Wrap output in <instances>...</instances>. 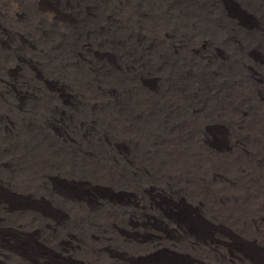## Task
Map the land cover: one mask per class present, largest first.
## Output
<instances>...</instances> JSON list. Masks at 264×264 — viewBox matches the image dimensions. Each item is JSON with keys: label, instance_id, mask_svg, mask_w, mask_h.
<instances>
[{"label": "bare ground", "instance_id": "6f19581e", "mask_svg": "<svg viewBox=\"0 0 264 264\" xmlns=\"http://www.w3.org/2000/svg\"><path fill=\"white\" fill-rule=\"evenodd\" d=\"M162 2L170 16L176 15L174 16L176 19L173 21V23H176L173 24V27L169 29V27L166 28L161 26L158 27V29H154L146 36L147 40L142 45L137 44L138 40L142 38V35L138 32H133L130 29L125 37L129 39L130 42L132 41V44H137L138 58H140V55H144L143 62H155L152 66L154 73L150 74V77L155 79V72L157 71L156 74L160 78H166L165 80H168L169 75H171V77L173 76L171 78L172 80L182 81L185 79L188 85L191 83V85L194 86L198 94H195L196 92L193 90L195 95L193 94L194 97L192 101L185 100L183 96L185 92L181 93L180 91L182 89L180 90V87L176 86L180 84L177 83L173 85L170 82L169 85L172 86H170L171 88L169 87L170 89L167 88L170 93L164 95L165 93L158 92L152 85L147 84L148 78L145 81H140L138 77V81H131V76H122L121 71L119 72V74H121L120 76L108 78V82H111V85L100 88L99 85L101 84V80L95 79L97 77L96 74V77L94 76L95 78H92L91 83L87 81L88 69L86 70L81 66H85L84 63H89V61L82 56L80 48L79 50L70 51V55H68L66 60L71 66L78 65L75 69H80L81 75L86 78V80L82 79L84 84L83 87L85 88V85L90 87L86 88L89 94L96 91L100 97L104 98L103 101L112 102L114 99L112 93L115 86L118 85L120 89L125 92L124 97L126 101L131 107L134 106V110L141 122L138 126H134L136 125L134 124V127L132 126L133 128L130 127L129 123H126L127 121L123 122V132H128L125 136L128 135L127 139L129 138V141L133 140L132 144L137 142L139 138H142V141L148 140L149 143L147 147L149 150L145 151L143 149L145 151L144 153L141 151L142 149L140 150L138 147L140 151H136L139 156L136 164H133L129 158L123 157L124 162L120 165L111 156L97 157L94 154L97 149L93 150L87 148V146L80 148L76 140H71L67 134L64 136L60 135L61 137H59L58 134H60V131L58 133L56 130H53L55 138L57 137L53 145L50 144V142L43 146H41L40 142L39 144L31 145L30 151L32 153L29 151L30 154H28L27 159L25 161L21 159L23 162L20 161V163H17L14 161L12 164L16 163V165H14L15 170H12L17 173L21 172L23 175L22 177H24L25 174H27L26 177L30 176L32 179L36 177V179H38L36 183L41 191H39V193L36 191L38 194H31L30 188L32 187H25L21 183L19 187L15 188L12 186L14 184L11 183L13 180L10 176L6 178L0 176V264H73L76 262L81 264H132L129 260L130 255H150L165 247H169L186 256L189 259V263L184 264H264V172L262 173V171H264V91L262 89V85L264 86V0H240L244 8H247L250 14H253H251L252 17H255L257 22L255 21L253 23L245 21L239 14H234L231 10L227 9L225 7L226 5L221 6L220 4L219 6L217 1L213 0H190L189 2L162 0ZM48 5H45L44 9L49 13L51 20L59 19L64 24L66 22L68 24H66L68 34H73L77 25L73 23L69 25L67 17L65 18L66 15L62 16L63 11H59L57 5ZM85 10H87V8ZM20 11L21 10L18 12ZM90 13H92V11ZM118 13H120V11ZM150 13L153 12L149 11V14ZM128 16L129 15H127V17ZM47 17L45 16V18ZM85 22H87V20H85ZM91 23L94 22H90V24ZM165 23L167 24V22ZM116 24L117 23H115V26ZM47 27L49 29V26ZM18 30L17 33H19ZM43 30L45 29L43 28ZM136 30L138 31L139 29L136 28L135 31ZM29 31L30 30H28V32ZM101 31L103 32L104 30ZM9 32H11V30ZM59 33L61 32L59 31ZM86 33H88V31ZM63 34L64 33H61L60 35ZM24 35L26 34L24 33ZM71 36L69 37L71 38ZM126 39L124 40L126 41ZM66 40L68 39L66 38ZM20 42L17 43L19 44ZM34 43L36 44L35 41ZM93 43L91 42V45L95 44ZM38 45H40V41ZM53 46L55 47V45ZM46 49H44V52ZM12 50L13 49L10 50L11 53ZM83 50L84 52L89 51L88 55L94 57V59L100 56V54L92 50V48L90 49L91 51L85 50L84 48ZM105 52L106 51H104V53ZM123 54L124 56L126 55L124 52ZM42 57H44V55ZM28 58H30V56ZM173 58L184 64L185 68L182 67L184 69L183 71L180 72L179 70L176 72V69L174 70L168 67V65L174 66L170 61V64L167 63L168 59L173 60ZM6 60L9 61L7 58ZM56 60L58 64L59 60ZM56 60L54 63H56ZM129 62L127 63L129 64ZM109 63H107V65L104 64L108 67ZM57 64L56 66L59 65ZM79 64H81V66ZM142 66L141 62L134 63L132 71L137 70L138 72L139 70H146V66ZM90 69L92 70V68ZM132 71H130V74ZM112 72L115 71L112 70ZM180 75L183 77L181 80H179ZM108 76L105 77L107 78ZM154 79H150V81ZM50 80L53 79L51 78ZM21 81L23 82V80ZM55 83L56 82H51L50 84L44 83V86L49 96L57 98L60 96L59 91H57L58 89H53L54 86L51 85ZM56 84H58V82ZM165 84L163 86H165ZM58 85L61 86V84ZM64 85L66 84L64 83ZM191 89L188 93H191ZM6 90V88L4 90L2 89V91L5 92ZM9 91L11 92V89ZM177 92L183 95L174 94ZM80 94H82V91ZM84 94H86V91H84ZM21 95L22 94L15 92L14 97L10 99L11 101L13 100V107L22 112L24 108L22 99H20ZM64 95L62 96L61 94L60 99H56L57 104L51 106L54 109L45 108L44 110L50 113L60 105L61 111L57 112L58 122L59 118L65 115L62 108L66 110L72 109V112L75 114L77 110L76 104L72 101H68ZM91 95L89 96L91 97ZM6 98H8V96ZM100 99L98 100L100 101ZM44 100L45 97L43 98V102ZM159 101L161 106L157 103ZM92 109L94 110V108ZM99 109L100 107L98 110ZM152 109L157 110L155 111L157 112V116L154 117L152 115ZM17 113L15 114L17 115ZM70 115L72 116V114ZM80 116H82V114H80ZM77 120H80V118ZM65 121H67V119ZM106 121H108V119ZM8 123L10 122L8 121ZM67 123L69 124V122ZM73 123H77L78 126L76 127V138L82 139L83 134L80 131L82 122L76 121V123ZM217 128L225 130L228 133V137L231 139L234 138V142L236 143L234 145L239 150L236 149L235 151V149L233 150L229 147H218L214 145L210 135H212L211 131ZM182 130H184V132H182ZM47 134H45L46 137ZM5 135L7 134L5 133ZM192 143L196 149L192 151L194 153H192L189 148V145ZM245 144L250 146L251 152L254 153L255 156L258 155L257 159H252V157H254L252 153L251 155H244L246 154V151L243 149ZM177 145L179 146L177 147ZM134 149L137 148L135 147ZM1 151H3V149H0V155ZM134 151L135 150H133V152ZM136 155L137 154H135V156ZM54 157L58 158H55V160L53 159ZM1 165L2 163H0V166ZM146 168H148V172ZM207 172V178L204 180L203 176L205 177V173ZM229 173L236 175L238 181H233L228 178L227 174ZM258 176L261 177L262 181H258ZM74 178H76V180ZM64 179H67V182L70 181L83 184L85 187L96 191L97 195H95L94 198L85 197L86 195L84 196L85 198L79 197L75 195L77 192L74 194L59 184V182H64ZM88 180L93 183L88 182ZM97 183L101 185H97ZM152 187L155 190L152 189ZM114 189L123 195L121 196L122 199L114 198V196L112 197L110 194H103L105 190ZM14 190L18 192L15 194ZM149 190L156 191V194L166 197V202L162 204L155 201L153 197L149 195L151 193ZM119 195L120 194H118V196ZM171 197L175 198L177 202H175V200L172 202ZM16 199L22 203L16 204ZM186 202L192 203V206L189 207L192 209L193 214H195L192 217L193 221L196 222L197 220L195 217L202 218L204 214L206 218L211 220L209 224L211 223L213 226L215 234H200L201 232L199 233L197 230L192 229V227L185 222V219L171 211L172 203L179 205L178 209L181 207L183 209L188 206ZM65 203L75 214V216H72V219L70 218L71 220L69 222L65 219V214L62 211V204ZM150 218L154 222L161 223L162 221V223H167L169 228L164 231L162 228L150 225L151 227L148 228L153 231L152 235H149L147 238H137V235L134 234V230L136 229L137 231V227L141 229L146 228V226L151 224V222L148 225L145 224ZM138 220L139 223H137ZM202 221H204V219ZM236 236L244 237L245 242L252 245L253 247L251 248L254 249L245 250L238 247V244L233 242ZM44 243L50 246L46 248L43 245ZM51 247H53V249H51ZM115 248L120 250L117 251ZM177 259L178 258H176V260ZM165 260L151 261L149 259V261H151L149 264H176Z\"/></svg>", "mask_w": 264, "mask_h": 264}, {"label": "rangeland", "instance_id": "374dc122", "mask_svg": "<svg viewBox=\"0 0 264 264\" xmlns=\"http://www.w3.org/2000/svg\"><path fill=\"white\" fill-rule=\"evenodd\" d=\"M79 1V2H77ZM81 1V2H80ZM94 1V2H93ZM0 0V149H3V151H1V155H0V163H2V165L0 166V176L3 178L9 177L13 180L11 183L14 184L12 186L19 187V185L22 183L25 187H32L30 188V192L31 194H35L36 191L39 193V191H41L39 188V186L37 185L36 182H38V179H32V177L28 176L26 177L27 174L24 175V177H22V173L19 172H14L15 170V164H12L14 161L17 163H20L21 159H23V161H25L27 159L28 154H30V149H31V145L34 144H39V142L41 143V146H43L44 144L47 145V143L50 142V144H54V142L56 141L57 137L55 138V133L53 132V130H56L58 133L60 131V134H58L59 137L64 136V135H68V137H70L71 140H76L77 145L82 148L83 146H87V148L90 149H97L96 152H94V154L97 157H106V156H111L114 160H116V162L120 165H122V163L124 162V158H129L130 161H132L133 164H136L137 160H138V153L136 151H143L145 153V151L149 150L148 149V140H144L142 138H137V142H134V144H132V141H129L127 139L128 135L125 136V134H128V132H123V122L127 121L126 123L130 124V127L133 128L134 126H138L140 124V119L138 118L135 110H134V106L131 107V105L126 101L125 99V92H123L122 89H120V87L117 85L115 87L117 88H113V96L114 99L112 100V102H105L103 101L104 98L100 97L96 91H94L93 95L89 94L88 91L86 90V88H90L88 85H85L86 87H83V80H86V78H84L81 73H80V69H75L76 67H78V65H70L68 64L66 58L68 57V55H70V51H74V50H79L80 48V53L82 54L83 57H85V59H88L89 63H84L85 66H81V64H79L81 67L85 68L87 70V81L89 83L92 82V78H95L96 75L97 77L95 79H98L101 84L99 85L100 88L106 87L111 85V82H108V78L114 77V76H120L122 74V76H131V81L132 80H136L138 81V77L140 79V81H145L148 78V85H152L155 89L158 90V92H162L165 93L164 95H168L170 92L168 91L167 88H169L172 85H169V83L171 82L173 85L179 83L180 85H176L177 87H180L179 89L181 90L180 92H185L184 95L180 94L179 92L174 93V94H179V95H183L185 97V100L188 101H192L193 97L195 94H198L197 91H195L194 86L191 85V83H189V85L187 84L188 82L184 80L182 81H177V80H172L171 75H169L168 80H165L163 77L160 78L156 72H155V79L150 77V74H153L154 71L152 70V66L154 65L155 62L152 63V61L147 62H143V57H145L144 55H139L138 53V48L136 47L137 44H143L147 39L146 36L149 35L150 32H152L154 29H158V27H166L169 29L171 27H173V24L176 23L173 21L176 19L174 16H176L175 14L172 16H170L167 12V10L164 8V4L162 2V0ZM105 1V2H104ZM109 1V3H108ZM179 1H184V2H189L190 0H179ZM191 1H195V0H191ZM197 1H201V0H197ZM213 1H217L218 5L221 6L222 5H226L225 7L229 10H231L234 14H239L245 21H249L251 23L255 22V17H252V15L250 14L249 10H247V8H244L243 4L240 2V0H213ZM229 1V2H228ZM36 2V3H35ZM50 2V3H49ZM66 2V3H65ZM77 2V3H75ZM85 2V3H84ZM90 2V3H89ZM111 2V3H110ZM142 2V3H141ZM147 2V4H146ZM235 2V3H234ZM240 2V3H239ZM49 3V5H48ZM56 3V4H55ZM63 3V4H62ZM81 3V4H80ZM93 3V4H92ZM108 3V4H106ZM114 3V4H112ZM141 3V4H140ZM145 3V5H144ZM225 3V4H224ZM11 4V5H10ZM17 4V5H16ZM38 4V5H37ZM101 4V5H100ZM121 4V5H120ZM143 4V5H142ZM149 4V5H148ZM235 4V5H234ZM48 5V6H56L57 5V9L59 11H63L62 12V16H65V18L67 17L68 21H69V25L70 23L72 24H76L77 27L75 28V31L73 34H68V31L66 30L67 26H66V22L65 24L62 23L59 19H55V20H51L49 13L44 9V6ZM75 5V6H74ZM83 5V6H82ZM148 5V6H147ZM151 5V7H150ZM12 6V8H11ZM63 6V7H62ZM100 6V7H99ZM137 6V7H136ZM147 6V7H145ZM235 6V7H234ZM241 6V7H240ZM87 10H85L84 8ZM91 7V8H90ZM141 9H140V8ZM158 9H157V8ZM240 7V9H239ZM16 8V9H15ZM18 8V9H17ZM83 8V9H82ZM101 8V9H100ZM109 10H108V9ZM118 8V9H117ZM121 8V9H120ZM140 10H139V9ZM14 9V11H13ZM35 9V10H34ZM41 9V10H40ZM68 9V10H67ZM75 13H74V11ZM147 9V10H146ZM163 9V11H162ZM19 10H21L20 12H18ZM86 12H84V11ZM92 11V13L89 12ZM120 13H118L119 11ZM166 10V11H165ZM240 10V11H239ZM46 11V12H45ZM71 11V13H70ZM77 11V12H76ZM82 11V12H81ZM117 11V12H116ZM153 12V13H150ZM162 11V12H160ZM12 12V14H11ZM84 12V13H83ZM95 12V13H94ZM159 12V13H158ZM167 12V13H165ZM249 12V13H248ZM16 13V14H15ZM20 13V14H19ZM32 13V14H31ZM77 13V14H76ZM28 14V15H27ZM34 14V15H33ZM43 14V15H42ZM46 14V15H45ZM88 14V15H87ZM139 14V16H138ZM158 14V15H157ZM160 14V15H159ZM249 14V15H248ZM2 15V16H1ZM30 15V17H29ZM69 15V16H68ZM91 15V16H90ZM127 15H129L127 17ZM166 15V17H165ZM178 15V14H177ZM248 15V16H247ZM25 16V17H24ZM28 16V17H27ZM45 16L47 18H45ZM78 16V17H77ZM132 16V18H131ZM161 16V17H160ZM74 17V18H73ZM87 17V18H86ZM96 17V18H95ZM26 18V20H25ZM41 18V20H40ZM92 18V20H91ZM134 18V21H133ZM154 18V19H153ZM167 18V19H166ZM45 21H44V20ZM146 19V20H145ZM28 20V21H27ZM83 22H82V21ZM85 20H87V22H85ZM94 22L91 23L90 22ZM97 20V21H96ZM140 20V21H139ZM153 22H152V21ZM139 21V22H138ZM162 21V22H161ZM259 21V20H258ZM21 22V23H20ZM39 22V23H38ZM137 22V25H136ZM167 22V24L165 23ZM257 22V21H256ZM20 23V24H19ZM25 23V24H24ZM38 23V24H37ZM60 23V24H59ZM115 23L116 26H115ZM135 23V24H134ZM142 23V24H141ZM165 23V24H164ZM261 23V22H260ZM29 24V25H28ZM36 24V25H35ZM62 24V25H61ZM141 24V25H140ZM144 24V25H143ZM147 24V25H146ZM155 24V25H154ZM22 25V26H21ZM32 25V26H31ZM49 26V29L47 26ZM68 25V24H67ZM102 27H101V26ZM118 25V26H117ZM120 25V26H119ZM143 25V26H142ZM4 26V27H2ZM36 26V27H35ZM140 26V27H139ZM150 26V27H149ZM13 27V28H12ZM54 27V28H53ZM82 27V28H81ZM109 27V29H108ZM116 27V28H115ZM123 27V28H122ZM149 27V28H148ZM3 28V29H2ZM11 28V29H10ZM15 28V29H14ZM17 28V29H16ZM43 28L46 30H43ZM99 30H98V29ZM139 29L138 31L135 29ZM14 29V30H13ZM19 29V30H18ZM21 29V30H20ZM82 29V30H81ZM97 31H96V30ZM108 29V30H107ZM113 29V30H112ZM126 29V30H124ZM132 30L133 32H138L140 35H142V38H140V40H138L137 44H132L130 42L129 39H126V33L129 32L128 30ZM11 30V32L9 31ZM17 30L19 33H17ZM27 30V31H26ZM28 30H30L28 32ZM61 33H64L63 35H60L61 33H59V31ZM81 30V32H80ZM101 30H104L103 33ZM145 30V31H144ZM148 30V31H147ZM25 31V32H24ZM88 31V33H86ZM100 31V32H99ZM143 31V32H141ZM22 32V33H20ZM120 32V33H119ZM122 32V33H121ZM141 32V33H140ZM12 35H11V34ZM17 33V34H16ZM24 33L26 35H24ZM29 33V34H28ZM43 33V34H42ZM59 35H58V34ZM85 35H84V34ZM96 33V34H95ZM103 33V34H102ZM111 34V36H110ZM121 34V35H119ZM30 35V36H29ZM49 35V36H47ZM72 35V36H71ZM82 35V37H81ZM90 37H88V36ZM97 35V38H96ZM113 35V36H112ZM4 36V37H3ZM20 36V37H19ZM33 36V37H32ZM59 36V37H58ZM71 36V38L69 37ZM76 36V37H74ZM122 36V37H121ZM26 37V38H25ZM42 37V38H41ZM47 37V38H46ZM79 37V38H78ZM87 39H85V38ZM115 37V38H113ZM12 38V39H11ZM45 40H44V39ZM66 38L68 40H66ZM144 38V39H143ZM25 39V40H24ZM39 39V40H38ZM49 39V40H47ZM63 39V40H62ZM83 39V40H81ZM109 39V41H108ZM123 39V40H122ZM126 39V41L124 40ZM22 42H20V41ZM38 40V41H37ZM111 40V42H110ZM7 41V42H6ZM10 41V42H9ZM26 41V42H25ZM34 41L36 42V44L34 43ZM40 41V45L39 44ZM42 41V42H41ZM46 41V42H45ZM64 41V42H63ZM84 41V42H83ZM123 41V42H122ZM125 41V42H124ZM17 42H20L19 44ZM49 42V43H48ZM70 42V43H69ZM72 42V43H71ZM75 42V43H74ZM91 42L94 45H91ZM101 42V43H100ZM108 42V43H107ZM8 43V44H7ZM27 43V44H26ZM31 43V44H30ZM44 43V44H43ZM52 43V44H51ZM55 43V44H54ZM89 43V44H88ZM100 43V44H98ZM113 43V46H112ZM120 43V44H119ZM11 44V45H10ZM21 44V45H20ZM23 44V46H22ZM47 44V45H46ZM66 44V45H65ZM71 44V45H70ZM119 44V45H118ZM18 45V46H17ZM20 45V46H19ZM25 45V46H24ZM55 45V47L53 46ZM58 45V46H57ZM64 45V46H63ZM97 45V46H96ZM110 47H109V46ZM134 45V46H133ZM29 46V47H27ZM31 46V47H30ZM90 46V47H89ZM93 46V47H92ZM100 46V47H98ZM22 47V49H21ZM25 47V48H24ZM38 47V48H37ZM57 47V48H56ZM89 47V48H88ZM17 50H16V49ZM20 48V49H19ZM29 48V50H28ZM43 48V49H42ZM47 48V49H46ZM55 48V49H54ZM82 48V49H81ZM83 48L85 50H90L92 48V50H95L98 54H100L99 57H96L94 59V57H90L89 51H85L83 50ZM105 48V49H104ZM12 50V53L10 52V50ZM44 49H46V51L44 52ZM53 51H52V50ZM106 51L104 53V51ZM19 50V51H18ZM41 50V51H40ZM61 50V51H60ZM117 52H116V51ZM18 53H17V52ZM21 51V52H20ZM24 51V53H23ZM49 51V52H48ZM59 51V53H58ZM91 51V50H90ZM114 51V52H113ZM44 52V53H43ZM68 52V53H67ZM123 52L126 54L124 56ZM15 53V55H14ZM33 53V55H32ZM19 54V55H18ZM41 54V56H40ZM59 54V55H58ZM103 54V55H102ZM120 54V55H119ZM264 54V53H263ZM25 55V56H24ZM44 55V57H42ZM62 55V56H61ZM105 55V56H104ZM118 57H117V56ZM130 55V56H129ZM135 55V56H134ZM261 55V53H260ZM6 56V57H5ZM30 56V58L28 57ZM33 56V57H32ZM36 56V57H35ZM61 56V58H60ZM21 57V58H20ZM25 57V59H24ZM59 57V58H58ZM88 57V58H86ZM9 59L8 60H6ZM39 58V59H38ZM64 60H63V59ZM91 58V59H90ZM114 58V59H113ZM124 58V59H123ZM128 58V59H126ZM133 62H132V59ZM35 59V60H34ZM43 59V60H42ZM45 59V60H44ZM48 59V60H47ZM58 59V64H57V60ZM61 59V60H60ZM104 59V60H103ZM108 59V60H107ZM15 60V61H14ZM22 60V61H21ZM47 60V62H46ZM56 60V63H54ZM66 60V61H65ZM91 60V62H90ZM95 60V61H94ZM116 60V62H115ZM120 62H119V61ZM127 60V61H125ZM138 60V61H137ZM6 61V62H4ZM50 61V62H49ZM53 61V62H52ZM63 63H62V62ZM97 61V63H96ZM108 61V62H107ZM110 61V63H109ZM124 61V62H123ZM131 61V62H129ZM172 62V64L174 66H169L172 69H176V72L180 70L183 71L185 68L184 64L180 61H177L176 59L173 58L172 59H168L167 63L170 64V62ZM10 62V63H9ZM39 62V63H38ZM52 62V63H51ZM95 62V63H94ZM103 62V63H102ZM118 62V63H117ZM129 62V64L127 63ZM141 62V64L143 66H146V70H139L137 72V70L132 71L133 69V65L134 63H139ZM5 63V64H4ZM13 63V64H12ZM17 65H16V64ZM20 65H19V64ZM47 65H46V64ZM50 63V64H48ZM66 63V65H65ZM108 64V67L105 66V64ZM116 63V64H115ZM10 64V66H9ZM56 64L59 66H56ZM62 64V65H61ZM113 64V65H112ZM124 64V66H123ZM4 65V66H3ZM8 65V66H7ZM46 65V67H45ZM93 65V66H92ZM116 65V66H115ZM122 65V66H121ZM7 66V68H6ZM13 66V67H12ZM16 66V67H15ZM56 66V67H55ZM88 66V67H87ZM102 66V67H99ZM142 66V67H143ZM5 67V68H4ZM27 69H26V68ZM38 67V68H37ZM64 67V68H63ZM71 67V68H70ZM95 67V68H94ZM97 67V68H96ZM127 67V68H126ZM131 67V68H130ZM183 67V68H182ZM9 68V69H8ZM58 68V69H56ZM69 68V69H68ZM80 68V67H79ZM92 68V70L90 69ZM94 68V69H93ZM130 68V69H129ZM5 69V70H4ZM12 69V70H11ZM66 69V70H65ZM71 69V70H70ZM96 69V71H95ZM151 69V70H149ZM178 69V70H177ZM182 69V70H181ZM60 70V71H59ZM65 70V72H64ZM74 70V71H73ZM115 71V72H112ZM2 71V72H1ZM15 71V72H14ZM33 73H32V72ZM57 71V72H56ZM59 71V72H58ZM70 71V72H69ZM100 71V72H99ZM109 71V73H108ZM122 72L121 74H119V72ZM130 71L131 74H130ZM149 71V72H148ZM153 71V72H152ZM21 72V73H20ZM40 72V73H39ZM62 72V73H61ZM69 72V74H68ZM94 72V73H93ZM99 72V73H98ZM136 72V73H135ZM3 73V74H2ZM6 73V74H5ZM16 73V74H15ZM37 77H36V74ZM45 73V74H44ZM47 73V74H46ZM61 73V76H60ZM72 73V74H71ZM76 73V74H75ZM104 73V74H103ZM118 73V74H117ZM22 74V75H21ZM96 74V75H95ZM100 74V75H98ZM103 74V75H102ZM110 76H108V75ZM130 74V75H128ZM142 74V75H141ZM145 74V75H144ZM4 75V76H3ZM28 75V76H27ZM35 75V76H34ZM40 75V76H39ZM48 75V76H46ZM51 75V76H50ZM59 75V76H58ZM63 75V76H62ZM81 75V76H80ZM138 75V76H137ZM149 75V76H148ZM50 76V77H49ZM92 76V77H91ZM95 76V77H94ZM100 76V77H99ZM105 76H108L107 78ZM134 76V77H133ZM136 76V77H135ZM141 76V77H140ZM147 76V77H146ZM16 77V78H15ZM71 77V79H70ZM80 77V78H79ZM90 77V78H89ZM102 77V78H101ZM6 78V79H5ZM32 78V79H31ZM49 78V79H48ZM53 80H50V79ZM62 78V79H60ZM64 78V79H63ZM66 78V79H65ZM69 78V79H67ZM79 78V79H78ZM125 78V77H124ZM195 78V77H192ZM5 79V80H4ZM44 79V80H43ZM60 79V81H59ZM83 79V80H82ZM150 79H154L153 81H150ZM162 79V80H161ZM171 79V80H170ZM183 79V77L180 75L179 80ZM3 80V81H2ZM11 82H10V81ZM17 80V81H16ZM23 80V82L21 81ZM33 80V81H32ZM69 80V81H68ZM73 80V81H72ZM79 80V81H78ZM2 81V82H1ZM32 81V82H31ZM39 81V82H38ZM64 81V82H63ZM72 81V82H71ZM103 81V82H102ZM158 81V82H157ZM166 81V82H165ZM54 83V82H58V84H51L54 86L53 89H58L57 91H59V95L57 98L56 97H52L49 96L48 92L45 90L46 87L44 86V83ZM69 82V83H68ZM75 82V83H74ZM163 84H162V83ZM8 83V84H7ZM15 83V84H14ZM64 83L66 85H64ZM166 83V84H165ZM33 84V85H32ZM39 84V85H36ZM43 84V86H42ZM165 84V86H163ZM183 84V85H182ZM186 84V85H185ZM4 85V86H3ZM20 86V87H19ZM37 86V87H35ZM59 86V87H58ZM157 86V87H155ZM167 86V87H166ZM184 86V87H183ZM2 87V88H1ZM32 87V88H31ZM40 87V88H39ZM112 87V86H111ZM7 89L6 92L2 91V89ZM31 88V89H30ZM43 88V89H42ZM171 88V87H170ZM169 88V89H170ZM192 88V89H191ZM11 89V92L9 91ZM30 89V90H29ZM167 89V90H166ZM192 90L191 93H188L189 90ZM262 89L264 91V86L262 85ZM29 90V91H28ZM40 90V91H39ZM67 90V92H66ZM96 90V89H95ZM115 90V91H114ZM187 90V91H186ZM193 90L196 92L195 94L193 93ZM25 91V92H24ZM38 93H35V92ZM82 91V94H80ZM84 91H86V94H84ZM15 92H18V94H22L20 99H22L23 102V110L24 111H19L17 109H15L13 107V100L11 101V99L14 97ZM63 92V93H62ZM79 92V93H78ZM117 94H116V93ZM70 93V94H69ZM78 93V94H77ZM119 93V95H118ZM64 95V97L66 96V99L68 101H72L74 104H76V114L74 112H72V109L70 110H66L64 108L63 109V113L65 114L64 117L61 116L59 118V122H58V116H57V112L61 111L60 109V105L58 108H56L55 110H52L50 113L45 112V108L48 109H54L51 106H55L57 104V100L56 99H60L61 97ZM75 94V95H74ZM161 94V93H160ZM194 94V95H193ZM11 95V97H10ZM13 95V96H12ZM25 95V96H24ZM32 95V96H31ZM80 95V96H79ZM82 95V96H81ZM89 97H87V96ZM91 95V97L89 96ZM162 95V94H161ZM187 95V97H186ZM8 96V98H6ZM47 96V98H46ZM85 96V98H84ZM23 97V98H22ZM40 97V98H39ZM45 97V100L43 102V98ZM78 97V99H77ZM96 97V98H95ZM100 99V101L97 99ZM123 99H122V98ZM6 98V99H5ZM11 98V99H10ZM39 98V100H38ZM83 98V100H82ZM10 99V100H8ZM27 101H26V100ZM33 99V100H32ZM47 99V100H46ZM25 100V101H24ZM96 100V101H95ZM98 100V101H97ZM123 100V101H122ZM3 101V102H2ZM94 101V102H91ZM114 101V102H113ZM43 102V103H42ZM119 102V103H118ZM125 102V103H124ZM10 103V104H9ZM30 103V104H29ZM34 103V104H33ZM158 105L161 106L160 101L157 102ZM6 104V105H5ZM25 104V105H24ZM60 104V103H59ZM126 104V105H124ZM32 105V106H31ZM38 105V106H37ZM106 105V106H104ZM129 105V107H128ZM159 106V107H160ZM9 107V108H8ZM26 107V108H25ZM86 107V108H85ZM91 107V108H90ZM100 107V109L98 110V108ZM32 108V109H31ZM39 108V109H38ZM94 108V110L92 109ZM129 110H128V109ZM158 108V107H157ZM26 109V110H25ZM102 109V110H101ZM115 109V111H114ZM126 109V110H125ZM131 109V110H130ZM40 110V111H39ZM42 110V111H41ZM128 110V111H127ZM153 110V109H152ZM152 115L155 117L157 116V111L156 109L153 110ZM96 111V112H95ZM99 111V112H98ZM104 111V112H103ZM114 111V112H113ZM120 111V112H119ZM8 112V113H7ZM17 113V115L15 113ZM20 112V113H19ZM29 114H27V113ZM107 112V113H106ZM123 112V113H122ZM126 112V113H125ZM129 112V113H128ZM74 113V114H73ZM121 113V114H120ZM12 117H11V115ZM52 114V115H51ZM72 114V116L70 115ZM80 114H82V116H80ZM50 115V116H49ZM68 115V116H66ZM126 115V116H125ZM31 116V117H30ZM74 116V117H73ZM76 116V117H75ZM87 118H86V117ZM137 116V117H136ZM8 119H6V118ZM10 117V118H9ZM15 117V118H14ZM17 117V118H16ZM102 117V118H101ZM111 117V120H110ZM13 120H12V119ZM20 118V119H19ZM40 118V119H39ZM55 118V119H54ZM63 118V119H62ZM74 118V119H73ZM78 118H80V120H77ZM89 118V119H88ZM121 118V119H120ZM129 118V119H128ZM23 119V121H22ZM39 119V120H38ZM67 119V121H65ZM69 119V121H68ZM93 119V120H92ZM105 119V120H104ZM108 119V121H106ZM114 119V120H113ZM116 119V120H115ZM125 119V120H124ZM128 119V120H127ZM133 119V120H132ZM6 120V121H5ZM61 120V121H60ZM8 121L10 123H8ZM63 121V122H62ZM76 121H81L82 122V127H80V131L83 134V138L82 139H77L76 138V127L77 123ZM89 121V122H88ZM2 122V123H1ZM20 122V123H18ZM69 122V124L67 123ZM73 122H75L76 124H74ZM135 122V123H133ZM8 123V124H7ZM52 123V124H51ZM58 125H57V124ZM91 123V124H90ZM100 123V124H99ZM138 123V124H137ZM16 124V125H15ZM19 124V125H18ZM32 124V125H31ZM48 124V125H47ZM97 124V125H96ZM104 124V125H103ZM136 124V125H134ZM9 125V126H8ZM44 125V126H43ZM115 125V126H114ZM134 125V126H133ZM8 126V127H7ZM11 126V127H10ZM34 126V128H33ZM74 126V127H73ZM103 128H101V127ZM133 126V127H132ZM18 127V128H17ZM87 127V128H86ZM99 127V128H98ZM125 127V126H124ZM39 128V130H38ZM74 128V129H73ZM101 128V130H100ZM121 128V130H120ZM130 128V129H131ZM11 129V130H10ZM16 129V130H15ZM2 130V131H1ZM15 130V131H14ZM43 130V131H42ZM76 130V131H75ZM83 130V131H82ZM97 130V131H95ZM69 131V132H68ZM93 131V132H92ZM16 132V133H14ZM42 132V133H41ZM66 132V133H65ZM89 132V133H88ZM95 132V133H94ZM103 132V134H102ZM113 134H112V133ZM182 132H184V130H182ZM214 132V133H213ZM225 132V133H224ZM5 133L7 135H5ZM16 135H14V134ZM48 133V134H47ZM100 133V134H99ZM212 135H210L212 138V143L218 147H229L230 149H237V147L234 145L236 144L234 142V138H230L228 137V133L225 130H221V129H216V130H212L211 131ZM4 134V135H3ZM11 134V135H10ZM21 134V135H20ZM47 134V137L46 135ZM51 134V135H50ZM70 134V135H69ZM108 134V135H107ZM111 135V137L109 138V136ZM180 134V133H179ZM61 135V136H60ZM86 135V136H85ZM101 135V137H100ZM130 135V134H129ZM10 136V137H8ZM18 136V137H17ZM42 136V137H41ZM53 136V137H52ZM4 137V138H3ZM14 137V138H13ZM16 137V139H15ZM20 137V138H19ZM76 139H75V138ZM88 137V138H87ZM118 137V138H117ZM220 137V138H219ZM52 138V139H51ZM104 138V139H103ZM121 138V139H120ZM131 138V137H130ZM228 138V139H227ZM13 139V140H12ZM108 141H107V140ZM226 139V140H225ZM23 140V141H21ZM78 140V141H77ZM112 140V141H111ZM120 140V142H119ZM107 141V142H106ZM115 143H114V142ZM117 141V143H116ZM123 141V142H122ZM125 141V143H124ZM35 142V143H34ZM44 142V143H43ZM95 142V143H94ZM142 142V143H141ZM147 142V143H146ZM192 142V141H191ZM228 142V143H227ZM231 142V143H230ZM43 143V144H42ZM194 143V142H193ZM190 144L189 148L192 151H195V147L194 145ZM9 144V145H8ZM13 144V146H12ZM109 144V145H108ZM129 144V145H128ZM140 144V145H139ZM146 146H145V145ZM112 145V146H111ZM119 145V146H118ZM192 145V146H191ZM233 145V146H232ZM8 148H7V147ZM110 146V147H109ZM179 145H177L178 147ZM245 146V148H244ZM243 146V149L246 151V154L244 155H251V148L249 145L245 144ZM14 147V148H13ZM128 147V148H127ZM131 147V148H130ZM137 149H134V148ZM138 147L140 148V150L138 149ZM193 147V148H192ZM11 148V149H9ZM13 148V149H12ZM6 149V150H5ZM99 149V150H98ZM104 149V150H103ZM145 151H144V150ZM110 150V151H108ZM119 150V151H118ZM133 150H135L133 152ZM239 150V149H237ZM30 151V152H29ZM249 151V152H248ZM3 152V153H2ZM130 152V153H129ZM149 152V151H148ZM32 153V152H31ZM128 153V154H126ZM137 154L135 156V154ZM194 153V152H192ZM3 154V155H2ZM125 154V155H124ZM254 155V157H252V159L258 157V155L255 156L254 153H252ZM124 157V158H123ZM4 158V159H3ZM14 158V159H13ZM57 159L58 157H54L53 159ZM121 158V159H120ZM55 159V160H56ZM13 160V161H12ZM134 160V161H133ZM3 161V162H2ZM6 161V162H5ZM11 161V162H9ZM21 161V162H23ZM5 165H4V164ZM180 164V163H179ZM13 166V167H12ZM12 167V168H11ZM14 169V170H12ZM2 170V171H1ZM14 172V176H13V172ZM146 171L148 172V168H146ZM11 174H8V173ZM264 171H262L263 173ZM17 173V174H16ZM7 174V175H6ZM207 173H205V177L203 176V179L205 180L207 178ZM0 177V178H1ZM18 177V178H17ZM22 177V178H21ZM227 177L230 178L233 181H238L236 177V175H233V173H229L227 174ZM29 178V179H28ZM76 180V178H74ZM263 179V178H262ZM17 180V181H15ZM15 181V182H14ZM35 181V182H34ZM64 182H59L60 185H62L65 189L73 192L75 195L79 196V197H89V198H94L95 195H97L96 191L89 189L88 187H85L83 184L80 183H75V182H67V179L63 180ZM258 181H262L261 177L258 176ZM25 182V183H24ZM28 182V183H27ZM88 182L93 183L92 181L88 180ZM33 184V185H32ZM80 184V185H79ZM74 185V186H73ZM97 185H101L98 184ZM27 188V189H29ZM33 189V190H31ZM79 189V190H78ZM89 189V190H88ZM152 189H154L152 187ZM82 190V191H81ZM155 190V189H154ZM15 194L18 192L16 190ZM116 190H105L103 192V194H110L112 197L114 196V198H119L122 199L121 193L120 192H115ZM151 193L149 194L151 197H153V199L159 203L164 204L166 202V197L156 194V191H151L149 190ZM36 193V194H38ZM116 193V194H115ZM80 194V195H79ZM114 194V195H113ZM118 194H120L118 196ZM136 194V193H134ZM92 195V196H91ZM84 197V198H85ZM172 202L176 199L171 197ZM18 199H16L15 203H22ZM188 204V206L184 207L182 209V207L180 209H178L179 205H175V203L171 204V208H172V212L175 213L176 215H178L179 217L185 219V222L188 223L192 229L197 230L200 234L202 235H207V234H215V230H213V226L211 225V223L209 224V221L211 222V220L209 218H206V216H204V214L201 217H195L196 218V222L193 221L192 217L193 215V211L190 208L192 206V203L186 202ZM62 211L65 214V219H67V222H69L72 219V216H75V214L73 213L72 209L70 210L68 205L62 204ZM190 206V207H189ZM185 209V210H184ZM69 210V211H68ZM175 210V211H174ZM67 211V212H66ZM180 211V212H179ZM184 211V212H183ZM73 213V214H72ZM72 214V215H71ZM69 215V216H68ZM204 216V217H203ZM71 218V219H70ZM204 219V221H202ZM149 221H146L145 224H149L151 222V224H149L148 226H146V228H139L137 227V231L136 229L134 230V234L137 235V238L141 239V238H147L149 235H152L153 231H151L148 227L153 226H157L159 228H162L164 231L167 230L169 228V226L167 225V223H161L160 222H154L152 221V219H148ZM151 220V221H150ZM188 221V222H187ZM164 222V221H163ZM204 222V223H203ZM137 223H139V220L137 221ZM196 223V224H195ZM213 223V222H212ZM155 224V225H154ZM207 224V225H206ZM151 225V226H150ZM197 227V228H196ZM74 228V227H73ZM201 228V229H199ZM210 228V229H209ZM205 229V230H204ZM144 232H143V231ZM147 231V232H146ZM151 231V232H150ZM141 234V235H140ZM144 235V236H143ZM143 236V237H142ZM236 244H238V247L243 248L245 250H253L254 248L252 245H250L249 243L245 242V238L244 237H239L236 236L233 239ZM44 247H49L50 245H47L46 243L43 244ZM27 246V245H26ZM51 249H53V247H51ZM115 250L119 251L120 249L115 248ZM171 251V252H170ZM160 252V253H159ZM169 252V253H167ZM156 253V254H154ZM167 254V256H166ZM170 255V256H169ZM130 255L129 260L132 262V264H149L151 261L153 260H165V261H169L172 263H189V259L184 256L182 253L178 252V251H174L173 249L169 248V247H165V248H161L159 251H155L150 255ZM152 256V257H151ZM164 256V257H163ZM176 256V257H175ZM137 258V259H136ZM139 258V259H138ZM162 258V259H161ZM176 258H178L176 260ZM184 258V259H183ZM149 259L151 261H149ZM76 261H78L77 259H75ZM148 260V261H147ZM173 260V261H172ZM80 261V260H79ZM187 261V262H186ZM144 262V263H143ZM148 262V263H147ZM77 264H81L79 262H76ZM73 263V264H76Z\"/></svg>", "mask_w": 264, "mask_h": 264}]
</instances>
